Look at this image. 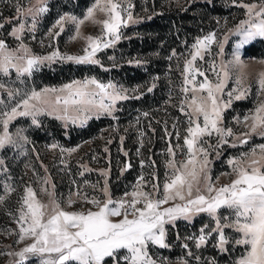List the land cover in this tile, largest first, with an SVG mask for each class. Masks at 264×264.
Returning a JSON list of instances; mask_svg holds the SVG:
<instances>
[{"label": "rangeland", "instance_id": "1", "mask_svg": "<svg viewBox=\"0 0 264 264\" xmlns=\"http://www.w3.org/2000/svg\"><path fill=\"white\" fill-rule=\"evenodd\" d=\"M153 1L151 0L152 4L149 6L148 0H120L122 8L127 9L122 12V16L126 17L127 12L130 11L135 22H129L127 27H121V40L96 52L93 58L99 61L98 64H77L62 60L51 63L46 61L38 71L33 72L34 74L42 69L49 70L50 73H56L62 69L68 71L66 66L70 65L71 72L68 75L65 73L68 76L65 80H62V76L59 77V82L42 84L36 88L35 83H42L41 77L35 81L32 74L30 77L22 76L18 79L14 69L10 70L9 76L0 74V83L9 88L19 89L20 93L9 99L6 92L0 91V99L4 100L0 109L5 106L10 108L22 98L25 92H30L32 89L36 91L45 87L60 89L74 81L84 82L92 78L105 84L112 82L118 87H123L128 90L129 96V99L117 101L116 110L112 115L89 113V118L83 125L68 122L65 126L64 121L55 119L46 112L37 117L39 126L32 124L31 117H17L10 122L9 133L13 143L0 149V161H2L0 163V196L4 197L3 202L0 203V264H19V257L15 254L32 242L31 240L19 241L20 225L17 223L22 203L20 198L25 194L27 187H31L36 192L37 199L43 204H50L54 198L64 210L69 212L87 211L90 208L96 210L91 204L84 203L82 198L86 195L89 198L105 199L102 191L105 181L113 200L120 198L130 200L131 197H125V194L133 191L141 175L144 176L145 181H152L154 173L155 182L162 188L165 174L170 172L166 162L172 159L167 151L168 148L171 146L176 153L177 163L186 159L184 138L189 124L188 117L181 111V107L183 106L185 111H191L184 102L192 94L191 92L185 94L182 88L186 86L185 75H188L189 79L194 75L184 72L186 61L191 59V53L194 52L192 46L197 39H203L210 33H215L217 43L210 45V50L204 54L203 60L197 57L194 66L203 71L210 81L216 82V73L220 71L221 62L232 59L236 44L241 40V37L236 34L237 27L241 21L249 18L245 14L246 10L237 5L241 2L246 4L261 2V0H226L229 6L232 8L235 6L234 14L230 18L225 16L222 20L217 19L212 30L197 36L188 47H186V39L181 37H179L181 40L177 39L182 51L176 53L175 49H170L165 57L164 84H160L159 76L153 73L145 77L141 84L129 85L118 71L123 66L140 67L144 70L149 65L146 58L141 59L136 56V50L132 45V40L141 38L140 27L155 19V16L166 13L170 7L183 8L190 4L212 2V0H163L156 5ZM45 3L48 11L37 14L35 10L40 7L38 0H0V24H3V27H0V41H3L8 51L15 56H25L21 48V40L12 35L13 30L20 23H24L25 28L21 38L23 44L30 50L29 55L43 57L56 50H59L61 55H86L84 49L88 45L85 38L101 36V24L85 21L80 26L79 36L76 35V25L70 21L64 22L63 31L54 25L64 15L83 18L97 0H45ZM129 3L132 5L131 8H128ZM17 7L22 10L21 13H17ZM28 9L33 11L29 13ZM34 15L35 29L33 30ZM95 19L103 21L106 19V14L97 11ZM224 37H227L226 41ZM221 41H224L223 55L218 54V43ZM260 41L264 39L258 38L240 49L241 59L246 65L241 87L250 90L241 99H232V103L222 113V123L218 125L231 128L235 135L227 137L228 143L221 144L218 148L216 147L218 137L215 134L202 138V141H207L203 143V147L208 152L210 161L207 174L217 188L230 184L235 179L230 160L250 153L253 148L258 151L259 146L264 145V135L259 134L264 130L258 129L256 133H251V119L245 122V117L254 114L255 109L264 104V93H261L257 86L259 75L264 72V63H260L264 61V43ZM256 42L258 43L255 48L256 54L252 55L246 51V48ZM162 45L164 42L159 44L158 50H161ZM213 64L215 68L212 67ZM79 67L85 68L81 74L77 70ZM171 70H175V75L171 74ZM228 70L230 76L222 90V101L228 99L229 91L237 88L235 80L238 73L231 66ZM203 79L204 77L195 75V84L198 85ZM187 87L191 88L193 85L189 84ZM149 88H152V91H148ZM201 94L206 95V93ZM235 94L233 93V97ZM134 96L139 98H132ZM146 96L153 101H145ZM131 101H136V109L129 113L125 112L128 102ZM142 105L150 106L155 113L142 109ZM103 118L107 121L104 126L91 132L86 139L74 131L86 130L92 121ZM47 120H54L60 126L63 139H59L55 127H51L52 129L48 127ZM70 132L73 133L70 135ZM246 133H248L247 136H245ZM72 136L76 137L75 143L72 142ZM243 139H247L248 142L241 143ZM53 144L58 147L52 148ZM126 165L131 166L126 168ZM45 180L48 181L47 184L44 183ZM203 185L202 174L201 189ZM5 186L11 191L6 192ZM144 190L152 191V184L148 183ZM49 192L54 193V197H50ZM76 193H79V196ZM70 198L74 201L71 206L68 204ZM170 206L172 202L162 205V208ZM217 215L220 217L221 224H224L228 222L225 217H230L231 212L221 208ZM215 224V219L204 212L193 216L190 221L178 219L174 226L172 224L165 226L166 242L169 247L160 248L149 244V255L156 264H183V262L186 264H213V262L214 264H236V261L244 254L246 246L235 243V240L240 238L238 233L231 228H224L228 243L224 246L226 250L221 251L217 244L218 235L212 231ZM172 229L175 230L174 239L169 242L168 237ZM202 229L203 234L210 233V235L204 245L197 247V238L202 234ZM185 244L187 247H184ZM122 263L125 262L121 261ZM25 264H39V257L29 254Z\"/></svg>", "mask_w": 264, "mask_h": 264}, {"label": "snow or ice", "instance_id": "2", "mask_svg": "<svg viewBox=\"0 0 264 264\" xmlns=\"http://www.w3.org/2000/svg\"><path fill=\"white\" fill-rule=\"evenodd\" d=\"M38 3L40 7L35 10L37 14L48 11L45 0H38ZM237 6L244 8L249 18L241 21L237 27L236 34L241 40L236 44L232 59L221 62L220 71L216 73V82L210 81L203 71L194 66L197 57L203 60L204 54L210 50V45L217 43L215 33L197 39L192 46L194 52L191 53V59L186 61L184 72L194 75L191 79L185 75L186 86L182 88L185 94L189 92L192 94L184 102L191 111H185L184 107H181V111L188 117L189 124L184 138L186 159L177 163L176 153L171 146L168 148L167 151L172 159L166 162L170 172L165 174L162 188L155 182L154 173L152 181H145L144 176L141 175L133 191L125 194V197H131L130 200L126 198L113 200L105 181V187L102 189L105 199L89 198L86 195L82 198L84 203L91 204L96 210L90 208L87 211L69 212L64 210L54 198L50 204H43L37 199L36 192L31 187H27L25 194L20 198L22 203L17 223L20 225L19 241L32 242L15 254L19 257V264H25L29 254L39 257V264H121V261L125 264H156L149 255L148 245L168 248L165 226L168 224L174 226L178 219L190 221L193 216L202 212L208 213L216 221L212 231L218 235L217 244L221 251L226 250L224 246L228 243L224 228H231L240 235L235 243L245 245L246 248L236 264H264V145H260L258 151L253 148L250 153L230 160L235 179L230 184L217 188L207 174L210 161L208 152L203 147V143L207 141H202L203 137L215 134L218 137L216 145L218 148L221 144L228 143L227 137L235 135L231 128L218 125L222 123V113L232 103V99L239 100L250 90L241 87L246 65L241 59L240 49L258 38L264 39V0L259 4L241 2ZM131 7L129 3L128 8ZM21 11L17 7V13ZM27 11L31 13L33 10ZM97 11L105 13L106 19L96 20ZM124 11L127 9L122 8L120 0H97L83 18L64 15L56 21L54 27L59 28L60 31H63L65 21L75 24L77 36L80 35V26L85 21L102 25L101 36L85 38L88 46L84 49L86 53L84 56L61 55L59 50L43 57L29 55L30 50L23 44L21 38L25 25L20 23L13 30L12 35L21 40V48L25 56H15L8 51L7 45L0 41V74L9 76L10 70L14 69L18 79L22 76L30 77L46 61L98 64L99 61L93 58L96 52L121 40V27H127L129 22H135L130 11L127 12L126 17L122 16ZM0 27H3V24H0ZM32 29H35V15ZM226 40L227 37H224V41ZM224 41L218 43L219 55H223ZM229 66L238 73L235 80L237 88L229 91L228 99L222 101V90L230 76ZM212 67L215 68V65L213 64ZM195 75L204 77L198 85L195 84ZM189 84L193 87H187ZM257 86L259 91L264 93V72L260 73ZM0 91L6 92L9 99L20 94L19 89L9 88L3 83H0ZM148 91H152V88ZM127 93L128 90L123 87H118L112 82L105 84L94 78L84 82L74 81L60 89L45 87L40 91L32 89L30 92H25L16 104L10 108L5 106L0 109V149L13 143L9 124L17 117H31L32 124L39 126L37 117L46 112L55 119L64 121L65 126L68 122L83 125L89 118V113L112 115L116 110L117 101L129 99ZM233 93H236L234 97ZM132 98L138 99L139 96ZM3 104L4 100L0 99V105ZM249 119L252 121L251 133H256L258 129L264 130V104L257 107L254 114L245 117V122ZM17 134L19 135V130ZM259 134L264 135V131H260ZM247 135L248 133L245 134ZM177 138L179 139L178 133ZM23 139L27 138L23 137ZM247 142V139L241 140V143ZM51 147L56 148L58 145L53 144ZM141 163L143 166V162ZM130 166L126 165V168ZM202 174L203 189L200 187ZM44 183L47 184L48 181L45 180ZM148 183L152 184V191L144 190ZM5 191L11 189L5 186ZM48 194L54 197V193ZM76 195L79 196V193ZM3 200L4 197L0 196V203ZM170 202L172 206L162 208V205ZM73 203L70 198L69 206ZM221 208L231 212L230 217H225L228 222L224 224H221L217 215ZM201 233L197 238V247L204 245L210 235V233L203 234V229ZM184 247L187 245L185 244ZM108 258H111L110 262Z\"/></svg>", "mask_w": 264, "mask_h": 264}, {"label": "trees", "instance_id": "3", "mask_svg": "<svg viewBox=\"0 0 264 264\" xmlns=\"http://www.w3.org/2000/svg\"><path fill=\"white\" fill-rule=\"evenodd\" d=\"M161 1L163 0H154L153 3L159 5ZM151 4V0H148V5L150 6ZM233 10H235V6L232 8L229 6V3L226 0H212L211 3L190 4L183 8L170 7L166 13L155 16V19L143 24L139 29L141 38L138 37L135 40H132L133 48L136 50V56L141 59L146 58L149 61V65L144 68V70L140 67L133 68L123 66L118 71L119 75H123L126 79V83L129 85H139L143 82L145 77L155 73L160 78V84H164L163 79L165 78L163 75L166 71L165 57L167 56L170 49H175L176 53L182 51V47H180L177 39H180L179 37L186 39V47H188L195 41L197 36L212 30L216 25L217 19L222 20L225 16L226 18H230L234 14ZM161 42H164V45L161 46V50H158L160 49L159 44ZM260 43H264V41H260ZM257 44V42L252 43L246 48V51L250 52L252 55H255V48ZM153 53L156 54L153 55ZM66 69H68V71L62 69L56 73H50L49 70L45 69H42L40 72H35L33 74L35 81L38 79V77L42 78L41 84L35 83L36 88H39L42 84H53L59 80V77L62 76V80L67 79L68 76H66V74L68 75L71 72L70 65H67ZM84 69V67L77 68V70L80 71V74ZM115 73H117V71H115ZM171 74L175 75V70H171ZM147 100L153 101L152 98H148V96H146L145 101ZM128 104L129 105L125 112L129 113L136 109V101L128 102ZM142 109L155 113L148 105H142ZM106 122L107 121L104 118L98 121H92L89 128L86 130L74 131L75 133L81 134L83 139H86L89 137L91 132L104 126ZM47 123L49 124L48 127H55L59 139H63L60 126L56 124L54 120H47ZM45 126L47 127V125ZM72 133L73 132H70V135ZM75 136H72L73 143L76 141ZM174 232V229L170 231V236L168 237L169 242L173 241ZM110 260L111 258H108L109 262Z\"/></svg>", "mask_w": 264, "mask_h": 264}]
</instances>
